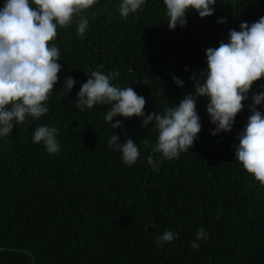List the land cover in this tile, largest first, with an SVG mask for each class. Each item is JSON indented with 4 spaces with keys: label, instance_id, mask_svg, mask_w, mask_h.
I'll list each match as a JSON object with an SVG mask.
<instances>
[{
    "label": "trees",
    "instance_id": "16d2710c",
    "mask_svg": "<svg viewBox=\"0 0 264 264\" xmlns=\"http://www.w3.org/2000/svg\"><path fill=\"white\" fill-rule=\"evenodd\" d=\"M120 3L97 0L81 13L88 19L83 37L79 17L58 27L51 43L62 67L47 114L13 122L10 135L0 136V264H264V187L234 158L233 147L264 79L253 84L230 132L211 135L208 101L197 98L201 131L189 151L172 160L152 152L154 122L142 128L144 117L116 116L113 123L122 126L111 129L104 120L108 105L81 111L75 101L92 71L118 70L111 83L143 96L145 116L178 106L195 95L190 77L206 68L205 50L228 42L229 30L239 31L242 22L264 17V0H216L212 16L189 10L186 25L174 30L163 0H145L127 18ZM67 77L75 80L70 92L62 87ZM257 110L264 113V102ZM42 125L58 130V152L32 142ZM111 134L136 142L134 164L108 146ZM150 155L158 171L147 163ZM199 229L208 238L193 249ZM165 231L178 236L161 244L156 236Z\"/></svg>",
    "mask_w": 264,
    "mask_h": 264
},
{
    "label": "clouds",
    "instance_id": "9594fccd",
    "mask_svg": "<svg viewBox=\"0 0 264 264\" xmlns=\"http://www.w3.org/2000/svg\"><path fill=\"white\" fill-rule=\"evenodd\" d=\"M97 0H5L0 7V136H8L14 123L20 124L26 116L39 118L48 112V101L61 71L60 51L51 43L57 37L58 27H67L77 21V34L83 37L88 28V19L81 13L91 8ZM145 0H121L119 14L127 18L144 4ZM216 0H163L168 17L169 30L184 27L186 13L194 10L200 18L212 16ZM217 23H225L223 19ZM240 30H229L228 42H220L218 47L205 50L206 68L194 79L195 95L184 96L178 106H168L163 113H149L145 116L146 101L132 87H117L111 81L120 76L118 70L107 74L92 71L76 96V106L81 111L96 105H108L104 120L111 129L120 128L122 121L113 123V117H144L141 127L146 128L153 122L158 132L157 142L152 148L164 159L172 160L180 153L189 151L201 131L200 117L196 111L197 98H206V112L210 123L215 125L211 135L230 132L235 117L244 108V101L255 82L264 79V17L251 23L242 22ZM98 68H103L99 65ZM187 70V69H185ZM177 86L183 81L172 76ZM75 80L67 77L62 87L70 92ZM264 89V85L260 86ZM264 102V90L253 92L249 104L250 115L242 132L237 135L238 145L235 159L246 172L264 187V113L257 106ZM57 129L47 125L39 126L32 136L33 143L43 142L49 153L59 151L56 140ZM127 137V133H124ZM148 147L147 138L142 139ZM108 146L120 152L122 161L127 165L136 162L140 150L132 139L120 142L118 135L111 134ZM147 163L153 170L159 164L150 155ZM155 227V225H150ZM155 235V233H154ZM178 234L165 231L156 239L163 244L176 239ZM207 233L199 229L196 241L206 240Z\"/></svg>",
    "mask_w": 264,
    "mask_h": 264
}]
</instances>
